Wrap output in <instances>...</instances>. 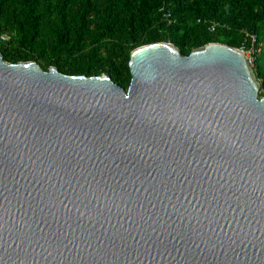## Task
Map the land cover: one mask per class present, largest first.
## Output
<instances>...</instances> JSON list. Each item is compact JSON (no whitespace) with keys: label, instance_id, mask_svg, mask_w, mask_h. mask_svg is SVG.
<instances>
[{"label":"water","instance_id":"1","mask_svg":"<svg viewBox=\"0 0 264 264\" xmlns=\"http://www.w3.org/2000/svg\"><path fill=\"white\" fill-rule=\"evenodd\" d=\"M127 89L0 55V264H264V97L240 49H134Z\"/></svg>","mask_w":264,"mask_h":264},{"label":"trees","instance_id":"2","mask_svg":"<svg viewBox=\"0 0 264 264\" xmlns=\"http://www.w3.org/2000/svg\"><path fill=\"white\" fill-rule=\"evenodd\" d=\"M250 36L260 47L252 69L264 97V0H0L4 62L106 75L123 89L138 47L168 42L187 56L210 43L247 50Z\"/></svg>","mask_w":264,"mask_h":264},{"label":"built area","instance_id":"3","mask_svg":"<svg viewBox=\"0 0 264 264\" xmlns=\"http://www.w3.org/2000/svg\"><path fill=\"white\" fill-rule=\"evenodd\" d=\"M210 29L213 30V27H211ZM250 40H251L250 47L247 50H241V49L240 50L243 52L248 64L252 67L256 57L260 53V47L255 45L256 40L254 36H250Z\"/></svg>","mask_w":264,"mask_h":264},{"label":"rangeland","instance_id":"4","mask_svg":"<svg viewBox=\"0 0 264 264\" xmlns=\"http://www.w3.org/2000/svg\"><path fill=\"white\" fill-rule=\"evenodd\" d=\"M259 64H260V65H264V56H263V59H261V60L259 61Z\"/></svg>","mask_w":264,"mask_h":264}]
</instances>
